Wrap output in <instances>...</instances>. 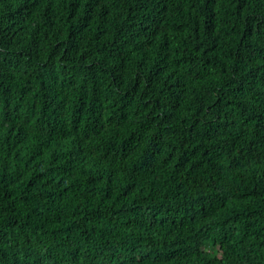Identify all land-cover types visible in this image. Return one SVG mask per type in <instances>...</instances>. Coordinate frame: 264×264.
<instances>
[{"label": "trees", "instance_id": "trees-1", "mask_svg": "<svg viewBox=\"0 0 264 264\" xmlns=\"http://www.w3.org/2000/svg\"><path fill=\"white\" fill-rule=\"evenodd\" d=\"M0 264H264V0H0Z\"/></svg>", "mask_w": 264, "mask_h": 264}]
</instances>
